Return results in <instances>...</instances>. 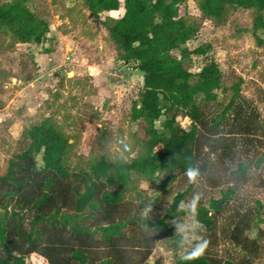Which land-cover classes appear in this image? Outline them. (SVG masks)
Wrapping results in <instances>:
<instances>
[{
    "label": "trees",
    "instance_id": "trees-1",
    "mask_svg": "<svg viewBox=\"0 0 264 264\" xmlns=\"http://www.w3.org/2000/svg\"><path fill=\"white\" fill-rule=\"evenodd\" d=\"M193 1L216 25L241 8L264 28V0ZM28 2L0 0L10 51L40 45L49 32V14ZM83 2L94 18L123 10L97 22L109 55L144 73L131 113L142 125L133 134L137 151L72 169L71 144L52 115L25 129L0 175V264H34L31 256L45 264H147L159 240L174 248L175 264H253L262 256L264 122L241 80L224 83L212 59L197 73L187 67L190 53L208 48L185 46L198 32L180 11L186 0ZM20 64L29 81L34 58ZM178 118L191 122L183 127ZM133 179L160 190L154 204L125 197ZM189 215L192 234L183 232Z\"/></svg>",
    "mask_w": 264,
    "mask_h": 264
},
{
    "label": "rangeland",
    "instance_id": "rangeland-1",
    "mask_svg": "<svg viewBox=\"0 0 264 264\" xmlns=\"http://www.w3.org/2000/svg\"><path fill=\"white\" fill-rule=\"evenodd\" d=\"M28 6L48 13L51 24L42 44L19 43L12 51L8 49L9 36L0 34V175L23 131L51 115L71 144L68 162L72 169L87 168L100 156L110 160L135 156L133 134L141 132L142 125L132 121L131 113L143 79L131 66L126 81L117 84L111 80L108 71L118 60L109 55L97 22L106 16L116 18L123 10L94 18L83 0H29ZM180 11L198 28L185 46L191 51L208 48L204 54L190 53L185 60L187 67L197 73L209 59L214 60L224 83L241 80L242 93L253 101L264 122V28H254L253 12L233 8L227 22L216 25L202 16L193 0H186ZM30 56L37 64L42 57L44 67L38 66L34 77L25 81L20 62ZM102 56L104 61L98 70L88 67ZM162 120L155 123L159 129ZM178 121L186 127L189 119ZM159 195L160 190L142 179H133L125 192L128 200L148 205L154 204ZM191 219L190 215L186 218L189 228L184 233H193ZM259 228L262 256L253 264H264V221ZM256 233L253 229L250 236ZM29 261L45 264L36 256ZM147 264H175L174 248L159 240Z\"/></svg>",
    "mask_w": 264,
    "mask_h": 264
},
{
    "label": "built area",
    "instance_id": "built-area-1",
    "mask_svg": "<svg viewBox=\"0 0 264 264\" xmlns=\"http://www.w3.org/2000/svg\"><path fill=\"white\" fill-rule=\"evenodd\" d=\"M67 60H70V57L66 58ZM135 64L132 62L125 63L118 61L116 65H114L108 72L109 77L112 81L119 84L120 82L126 81L127 74L130 70L131 66H134Z\"/></svg>",
    "mask_w": 264,
    "mask_h": 264
},
{
    "label": "crops",
    "instance_id": "crops-1",
    "mask_svg": "<svg viewBox=\"0 0 264 264\" xmlns=\"http://www.w3.org/2000/svg\"><path fill=\"white\" fill-rule=\"evenodd\" d=\"M25 44H27V43H25ZM28 45H32V44H28ZM41 60H42V57H39V62H38V64H37V63H36V64H37V66L44 67V66H43L44 64H43V62H41ZM35 62H36V61H35ZM48 64H49V59H48ZM102 64H103V63L95 64V65H89L88 67H89V68H95V69L98 70V68L101 67ZM98 66H99V67H98ZM108 72H109V71H108ZM90 75H93V73L90 72ZM138 77H141V78L143 79L142 76H138Z\"/></svg>",
    "mask_w": 264,
    "mask_h": 264
},
{
    "label": "clouds",
    "instance_id": "clouds-1",
    "mask_svg": "<svg viewBox=\"0 0 264 264\" xmlns=\"http://www.w3.org/2000/svg\"><path fill=\"white\" fill-rule=\"evenodd\" d=\"M189 178L192 179L196 175L194 170H189L188 172ZM198 199V197H195L192 203V210L195 211V201ZM180 207H183V203H181Z\"/></svg>",
    "mask_w": 264,
    "mask_h": 264
},
{
    "label": "water",
    "instance_id": "water-1",
    "mask_svg": "<svg viewBox=\"0 0 264 264\" xmlns=\"http://www.w3.org/2000/svg\"><path fill=\"white\" fill-rule=\"evenodd\" d=\"M90 15L93 16V13H90ZM135 74L139 75V76H143L144 75V73L141 70H138V69L135 70ZM190 122L191 121H189L188 123H190Z\"/></svg>",
    "mask_w": 264,
    "mask_h": 264
}]
</instances>
